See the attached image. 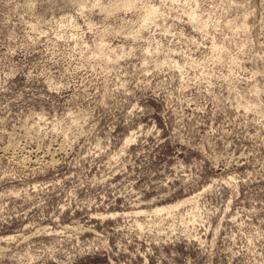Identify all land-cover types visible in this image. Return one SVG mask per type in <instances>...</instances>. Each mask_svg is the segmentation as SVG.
Returning <instances> with one entry per match:
<instances>
[{"label":"rangeland","instance_id":"374dc122","mask_svg":"<svg viewBox=\"0 0 264 264\" xmlns=\"http://www.w3.org/2000/svg\"><path fill=\"white\" fill-rule=\"evenodd\" d=\"M120 2L0 0V264H264V0Z\"/></svg>","mask_w":264,"mask_h":264},{"label":"bare ground","instance_id":"6f19581e","mask_svg":"<svg viewBox=\"0 0 264 264\" xmlns=\"http://www.w3.org/2000/svg\"><path fill=\"white\" fill-rule=\"evenodd\" d=\"M134 3H136V0H121L120 3L116 4H112V6H108L103 8L102 10H104V12L106 14L111 13L112 10H117V9H121V8H130ZM158 14L157 9L150 6V7H145V13L143 14V20L146 21H151L153 19V17H155ZM100 43V42H99ZM103 44V43H102ZM104 45V44H103ZM101 46V44H100ZM106 48V47H105ZM104 49V48H103ZM108 49V48H107ZM109 50V49H108ZM112 52V50H111ZM114 53V52H113ZM110 54V53H109ZM105 50H104V55L107 56L109 55ZM129 139V138H128ZM128 141V140H126ZM177 207V206H176ZM169 208V207H168ZM165 209V208H164ZM162 209V210H164ZM168 212V209H166ZM165 210V211H166Z\"/></svg>","mask_w":264,"mask_h":264}]
</instances>
